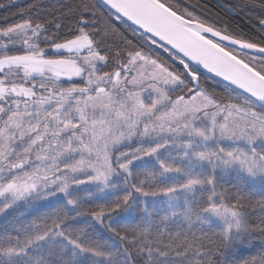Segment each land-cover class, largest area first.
I'll use <instances>...</instances> for the list:
<instances>
[{"label":"snow or ice","instance_id":"obj_1","mask_svg":"<svg viewBox=\"0 0 264 264\" xmlns=\"http://www.w3.org/2000/svg\"><path fill=\"white\" fill-rule=\"evenodd\" d=\"M0 0V264H264V0Z\"/></svg>","mask_w":264,"mask_h":264},{"label":"trees","instance_id":"obj_2","mask_svg":"<svg viewBox=\"0 0 264 264\" xmlns=\"http://www.w3.org/2000/svg\"><path fill=\"white\" fill-rule=\"evenodd\" d=\"M223 4L228 3V0H220ZM209 7L212 9L214 13H219L221 16H224L225 18L228 17V13L226 10H224L218 3L213 1H208ZM2 11V10H0Z\"/></svg>","mask_w":264,"mask_h":264},{"label":"water","instance_id":"obj_3","mask_svg":"<svg viewBox=\"0 0 264 264\" xmlns=\"http://www.w3.org/2000/svg\"><path fill=\"white\" fill-rule=\"evenodd\" d=\"M217 2L219 3V5L222 7L224 4L221 2V1H219V0H217ZM223 8V7H222ZM224 9V8H223ZM224 10H226V9H224Z\"/></svg>","mask_w":264,"mask_h":264},{"label":"flooded vegetation","instance_id":"obj_4","mask_svg":"<svg viewBox=\"0 0 264 264\" xmlns=\"http://www.w3.org/2000/svg\"><path fill=\"white\" fill-rule=\"evenodd\" d=\"M208 1H213V2L218 3L217 0H206L207 3H208ZM219 1H220V0H219ZM218 4H219V3H218Z\"/></svg>","mask_w":264,"mask_h":264}]
</instances>
